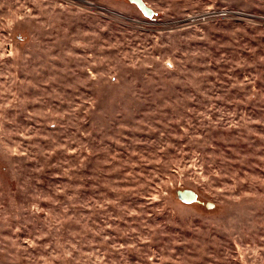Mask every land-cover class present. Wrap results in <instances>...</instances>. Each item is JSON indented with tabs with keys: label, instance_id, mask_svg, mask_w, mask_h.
I'll list each match as a JSON object with an SVG mask.
<instances>
[{
	"label": "rangeland",
	"instance_id": "rangeland-1",
	"mask_svg": "<svg viewBox=\"0 0 264 264\" xmlns=\"http://www.w3.org/2000/svg\"><path fill=\"white\" fill-rule=\"evenodd\" d=\"M0 0V264H264V0Z\"/></svg>",
	"mask_w": 264,
	"mask_h": 264
},
{
	"label": "water",
	"instance_id": "water-1",
	"mask_svg": "<svg viewBox=\"0 0 264 264\" xmlns=\"http://www.w3.org/2000/svg\"><path fill=\"white\" fill-rule=\"evenodd\" d=\"M133 2L137 4V6L139 7V9H141V11H142L143 13H146V11H145L144 8L142 7V5H141V3H140L139 0H133Z\"/></svg>",
	"mask_w": 264,
	"mask_h": 264
}]
</instances>
